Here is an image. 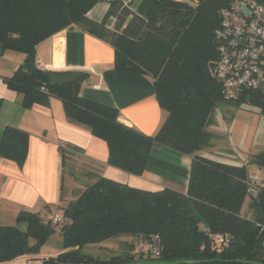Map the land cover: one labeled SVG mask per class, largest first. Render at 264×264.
Instances as JSON below:
<instances>
[{
	"label": "trees",
	"instance_id": "1",
	"mask_svg": "<svg viewBox=\"0 0 264 264\" xmlns=\"http://www.w3.org/2000/svg\"><path fill=\"white\" fill-rule=\"evenodd\" d=\"M235 0H142L137 6L110 2L102 21L88 17L99 0H0V53L26 55V61L4 82L23 95V107L47 106L52 97L62 101L71 124L86 127L105 141L108 165L141 177L154 145L192 156L187 194L172 189L141 191L98 177L63 211L61 225L51 218L21 212L15 226H0V264L22 257H38L53 236L62 238L63 252L46 264H141L142 247L157 241L159 263L204 260H244L264 264V152L249 163L233 166L201 156L212 147L208 131L224 98L211 65L218 60L215 31L219 12ZM264 6V0H256ZM113 22V25H112ZM112 25V26H111ZM79 28L109 44L115 70L149 78L167 118L155 136H145L119 122V111L83 98L87 75L74 82L51 85L55 72L37 64V47L66 30ZM33 62V65H30ZM228 102V101H227ZM259 108L264 116V93L248 91L234 102ZM2 101L0 100V107ZM63 171L73 146L61 148ZM28 136L8 127L0 157L23 166ZM252 166V167H251ZM262 173V188L248 193L251 168ZM85 178V177H84ZM255 220L242 215L247 200ZM229 243L217 245V237ZM122 237L132 238L129 252L97 259L85 253ZM140 246L139 261L136 246ZM138 261V263H137Z\"/></svg>",
	"mask_w": 264,
	"mask_h": 264
},
{
	"label": "crops",
	"instance_id": "2",
	"mask_svg": "<svg viewBox=\"0 0 264 264\" xmlns=\"http://www.w3.org/2000/svg\"><path fill=\"white\" fill-rule=\"evenodd\" d=\"M121 1L133 4L134 8L142 2ZM109 8L110 2H99L88 17L102 21ZM25 61L26 55L21 53H0V144L8 127L28 136V155L23 166L0 157V226H15L18 215L24 211L42 216L61 207L64 171L60 145L79 150L74 153L92 167L84 177L90 175L93 182L104 177L141 191L168 188L187 194L192 156L154 145L144 174L137 177L108 165L107 143L94 137L86 127L71 124L60 99L52 97L47 106L36 104L25 109L23 95L11 91L4 82ZM37 64L50 72L87 75L81 86L82 97L116 108L121 124L145 136H155L167 118L151 80L138 74L117 72L114 49L79 28L66 29L38 45ZM229 105L233 104L224 106L227 111L224 115L215 116L216 129L220 130L214 137L216 141L200 155L240 166L264 152V116L259 108L240 106V109H254L253 126L251 116L241 122L235 112L229 111L234 109Z\"/></svg>",
	"mask_w": 264,
	"mask_h": 264
},
{
	"label": "built area",
	"instance_id": "3",
	"mask_svg": "<svg viewBox=\"0 0 264 264\" xmlns=\"http://www.w3.org/2000/svg\"><path fill=\"white\" fill-rule=\"evenodd\" d=\"M218 60L214 76L223 98L234 102L248 91L264 93V6L256 0H235L219 12V26L215 31ZM60 148H65L60 145ZM262 188L257 173L250 176L248 193L256 196ZM53 226L61 225V216L51 219ZM264 232V225H260ZM217 245L229 243L222 236ZM144 257L158 259L161 250L157 241L142 247Z\"/></svg>",
	"mask_w": 264,
	"mask_h": 264
},
{
	"label": "rangeland",
	"instance_id": "4",
	"mask_svg": "<svg viewBox=\"0 0 264 264\" xmlns=\"http://www.w3.org/2000/svg\"><path fill=\"white\" fill-rule=\"evenodd\" d=\"M186 1L188 3H190L191 5L195 6L198 3V0H183ZM228 102L224 99L223 102L220 104V106L218 107V109L215 110V114H214V120L215 123L208 128V131L214 136L217 137L216 135L219 134L220 130L216 129V115H224L225 109L224 106L227 105ZM228 107H234V109H231L229 111L231 112H235V115H238V117H240L241 122L242 120L245 121L244 117H248L251 116L252 123L254 126V109L253 108H247L244 107L242 109H240L239 107H235L233 105H229ZM224 124H222L223 126ZM239 131V127L237 128V130L235 131V133ZM216 140H212L211 144L214 143ZM208 150V149H207ZM78 156L76 153L74 152H70V156L67 159V167H66V171L64 173V179H63V194H62V198H63V203L61 204L60 208H66L71 202L75 201L77 199V197L79 196V194L81 192H83L87 186H89L91 183H93V181L89 178V176H87L86 178H84V175L89 174L92 169L91 165L85 163V161L81 158V157H75ZM228 159L231 160V158L228 156ZM251 173H254L255 168H251ZM249 204H250V200L248 199L246 201V204L243 208L242 211V215L251 219V220H255V214L252 210L249 209ZM60 208L56 209L55 211H52L51 213L46 212L45 214H42L41 217L44 218V220H49L50 218L52 219V217L54 216H62L63 211H60ZM136 245V241L132 238H127V237H122L116 240H111L108 241L104 244H101L99 246H93V247H88L85 249V253L87 254H91L93 255L95 258L97 259H107L109 258L112 254H121V253H125V252H129V245ZM139 251H140V246L137 245L136 246V250H135V256L136 259L139 261ZM63 252V245H62V238L60 236H53L50 241L47 243V245L43 248V250L41 251L40 256L38 257H22L20 259L17 260V262L15 264H46L49 258L54 257L56 255H58L59 253ZM149 258L144 257L143 258V262H150L153 260H148ZM137 261V263H138Z\"/></svg>",
	"mask_w": 264,
	"mask_h": 264
},
{
	"label": "water",
	"instance_id": "5",
	"mask_svg": "<svg viewBox=\"0 0 264 264\" xmlns=\"http://www.w3.org/2000/svg\"><path fill=\"white\" fill-rule=\"evenodd\" d=\"M116 0H99V2H113ZM30 65H33V62H30ZM216 65L212 64L211 69L212 73L215 72ZM80 78V74L73 72V73H56L52 74L50 77V84L51 85H59V84H66L71 83ZM141 264H263L258 262H251V261H242V260H204V261H179L174 263H159L156 261L144 262Z\"/></svg>",
	"mask_w": 264,
	"mask_h": 264
}]
</instances>
